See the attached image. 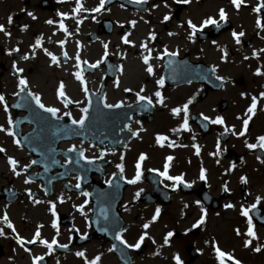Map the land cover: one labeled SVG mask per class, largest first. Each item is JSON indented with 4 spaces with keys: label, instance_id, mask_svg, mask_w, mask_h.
<instances>
[{
    "label": "flooded vegetation",
    "instance_id": "obj_1",
    "mask_svg": "<svg viewBox=\"0 0 264 264\" xmlns=\"http://www.w3.org/2000/svg\"><path fill=\"white\" fill-rule=\"evenodd\" d=\"M259 2L244 0L237 11L231 0H191L189 4H177L175 0H148L146 4L108 0L105 9L93 13L91 9L99 5V0H82L84 8L89 11L77 15L74 12L77 0H0V24L11 33V36L0 33V94L5 96L9 107L6 113L3 104H0V125L7 129L12 128L7 123L9 114L13 122L18 119L26 124V110L32 107L31 121L52 126L46 113L33 106V101H29L31 106L26 104L18 108L22 112L15 110L14 105L20 102V97L15 93L19 90L21 77L28 80L31 91L39 94L47 107L60 109L58 115L63 117L65 123L79 119L81 109L88 106V98L82 90L83 85L74 76L80 70L75 67V57L79 53L81 61L96 63L104 58V44L108 45L107 59L98 68L81 64L92 100L86 124L93 140L98 139L97 125H104L103 139L107 140L110 125L114 124L112 129H120L124 145L120 150H112L107 142L104 149H99L81 137L60 145L63 151L75 145L87 159L108 161L107 185V181H111L117 173L122 174L125 187L118 205L121 232L130 244H134L145 231L148 234L139 250L129 249L133 264H175L177 254L184 264H219L214 249L216 245L232 254L234 259L239 260L240 253H243L246 258L242 261L244 263L264 264V227L253 222L259 239L246 248L244 241L249 239L244 235L248 227L247 218L241 215L242 208L251 207L256 198L261 197L255 214L264 218V163L260 162L264 160V149L246 147V142L257 143V138L264 135V98L260 96L264 92V76L255 75L257 69L264 71V52H260L264 49V30L258 28L256 23L258 19L264 23V9L260 13L254 11ZM221 8L228 14V23L221 21L220 28L209 26L189 38L191 29L187 21L191 20L199 28L208 17L218 20ZM27 12H32L37 19H32ZM60 13L67 15L63 22L71 35L60 29ZM165 15L171 16L166 23L163 22ZM9 16L13 17L11 24L7 22ZM81 19L83 23L77 24ZM48 20L54 23H46ZM131 21H136L134 27ZM24 26H27L26 30ZM233 31L245 33L240 45L235 43ZM153 32L157 37L155 41L150 39ZM170 32L174 35H169ZM129 33L128 38L132 43L124 44L123 37ZM41 37L43 48L59 58V66L52 65L43 48L33 50L32 45ZM60 41H66L63 47ZM144 42L152 49L150 63L154 74H149L143 63V56L148 54L141 47ZM17 47L20 52L7 54ZM165 48L169 52L178 51L179 55L157 59L163 55ZM224 50L228 51L226 60ZM65 51L68 58L64 56ZM253 52L259 53L258 59ZM24 55L30 59L24 60ZM245 56L249 59H245ZM13 64L23 68V73H17ZM35 75H44L46 81L35 82ZM160 78L165 80L162 88L157 84ZM61 82L65 84L67 97L73 101L66 108L57 95ZM47 83L50 84L49 89ZM126 88L132 91L126 92ZM142 88L144 91L141 94L152 99L151 105L147 101H138L136 93ZM156 91L162 93L164 105L157 103ZM253 96L258 100L256 114L249 121L247 134L239 136L243 119L251 115H246V112ZM105 100L110 104L123 101L125 107L105 109ZM189 100H192L188 112L189 130L173 131L182 125L184 114L177 117L172 109L183 106ZM65 111L70 112L71 117L64 116ZM204 116L210 119L204 120ZM218 116L223 117V125L210 122ZM117 123H120V127L115 126ZM128 125L132 131L128 130ZM225 127L234 128L237 135H233L232 131L225 132ZM31 130L32 127L23 125L21 132L26 134ZM133 132H139V136L133 135ZM158 135L168 137L163 147L156 142ZM172 141L175 144L169 146ZM43 144L48 146L47 143ZM195 145L200 148L199 155H196ZM218 145L219 152L214 156L212 153H217ZM0 147L5 149V152H0V228L5 233L0 236V264H19V258L21 264H32L34 256H44L46 264H85L83 258L75 255L78 251H85L88 259L103 254L101 264H121L109 251L113 243L95 238L94 176L89 181L90 177L85 176L84 171L85 175L79 173L82 181L78 180L73 172L64 170L67 160L59 154L56 157L46 154L39 161L41 164L54 162L59 169L56 167L42 172L43 168L35 164L25 171V165L32 160L37 161L39 157H32L26 149L17 146L14 138L6 132H0ZM141 154L147 156L141 167V180L135 185L128 184L127 180L135 176V165ZM168 156L174 157L169 175H182L185 183L191 187L181 184L174 190L173 181L164 179L154 171L164 170ZM9 157L18 161L19 177L11 171ZM118 164L124 165L123 173L118 169ZM201 169L206 170V180L200 179ZM242 177H247V184L241 182ZM28 179L32 182L25 183ZM77 183L81 184L79 189L75 187ZM225 185L227 192L224 191ZM29 190L41 203L33 202L28 195ZM81 190L93 195L85 197L79 192ZM137 192H140L138 199L135 197ZM1 193H11L12 198L16 199L12 203L6 202L1 198ZM114 194L115 191H109L110 196ZM61 197L63 203L60 202ZM52 203L56 205L55 217L51 211ZM82 204H85L84 214L78 210ZM227 204L235 207L226 208ZM201 206L206 209L207 216L205 223L196 228L193 226L203 215ZM157 208L161 209V215L152 222ZM101 211L105 212L104 218H115L111 206H99V213ZM5 213L15 231L3 222ZM53 221L58 223L59 234L52 227ZM145 223H150L147 230L143 228ZM39 225H43L40 229L42 239L51 242L55 238L58 245L67 244L68 248L54 246L51 255H48V250L39 241L27 243L33 239ZM236 229L241 235L236 234ZM168 232L175 235L165 244ZM84 235L88 239H82ZM17 236L24 239L23 247ZM255 246H261L262 251L256 253ZM25 248L30 251H25ZM225 264L233 262L226 258Z\"/></svg>",
    "mask_w": 264,
    "mask_h": 264
},
{
    "label": "snow or ice",
    "instance_id": "obj_2",
    "mask_svg": "<svg viewBox=\"0 0 264 264\" xmlns=\"http://www.w3.org/2000/svg\"><path fill=\"white\" fill-rule=\"evenodd\" d=\"M62 2V0H61ZM130 3H136V4H146L148 3V0H129ZM175 2L177 4H189L191 3V0H175ZM106 3H108V0H99V5L93 9H91V11L93 13H99L101 12L103 9H105V5ZM244 3V0H231V4L234 5L235 9L237 11L240 10L242 4ZM167 6V5H165ZM155 7H159V5H155ZM264 9V0H260L259 2V5L256 6L254 8V11L256 13H260L261 10ZM89 11L88 9L84 8V5L82 3V0H77V7L74 8V12L79 15L80 13L82 12H87ZM27 15L32 17V19H37V17L32 13V12H27ZM62 19L59 23V27L60 29H62L66 34H69L71 35V33H69L68 31V28L67 26L65 25V23L63 22L65 18H67V15L64 14V13H60L59 14ZM219 19H215L213 17H208L206 19H204L202 21V25L198 28L197 24L193 23L191 20L187 21V24H188V27L191 29V32H190V36L189 38H193L197 35V32L198 31H203L205 28H208L209 26H215L216 28H220L221 27V21H223L224 23H228V14L227 12L225 11V9L221 8L219 10ZM87 17H85L86 19ZM93 19H95V17H93ZM171 19V16L169 15H165L163 17V22H167ZM8 24H11L13 22V17L12 16H9L8 17ZM46 23L48 24H53L54 22L52 20H48L46 21ZM83 23V19L81 20H78L77 21V24H82ZM257 27L264 30V23H261V21L258 19L257 20ZM131 24L133 25V27L135 26L136 24V21H131ZM27 29V26H24V30ZM78 30V29H77ZM0 33H4L6 36H11V33L8 32L5 28V26L3 24H0ZM131 35V33H129L128 35H125L123 37V43L124 44H131L132 42L129 40L128 36ZM169 35H174V33H169ZM232 36L235 40V43L237 45H240L242 43V40L241 38L243 36H245V33L243 31L237 33L235 31L232 32ZM150 39L152 41H155L157 39L156 37V34L153 32L151 35H150ZM66 43V41H60V45L61 47H63V45ZM213 43L215 44L216 42L213 41ZM134 46V45H133ZM141 47L143 49H145L147 51V55H144L143 56V63L147 66L146 67V71L149 73V74H154V68H153V65L150 63V60L152 58V49H150L148 47V44L147 42H144L142 43ZM32 48L33 50L37 49V48H43V37L39 38L36 40V42L32 45ZM104 49H105V52H104V58L97 61L96 63H92V64H89L87 61H81L80 60V56H79V53H77L75 59L77 61V64L75 65L76 68L80 69L79 71H76L74 73V76L75 78L80 81V83L83 85V92L84 94L86 95V97L88 98L87 100V103H88V106L87 107H83L81 109V112H82V115L79 119H71V124L72 125H77L79 128L83 129L85 126H86V122L89 120V110H90V107L92 105V100H91V96L89 95V89L87 87V84L85 82V79H84V76H83V69L81 68V64H87L89 68H98L100 66V64H102L104 62L105 59H107V56H108V45L107 44H104ZM43 51L45 53L46 56L50 57L51 59V63L52 65H55V66H59L60 65V60L59 58L54 55L53 53H51L50 51H48L47 48H43ZM13 52H20V48L17 47L15 49H12L11 51H9L7 54L8 55H12ZM260 52H264V49H261ZM179 55V52L176 51V52H169L167 48L164 49V52H163V55L157 57V59H161L163 60L164 56H178ZM64 56L66 58H68L67 56V52L65 51L64 52ZM227 56H228V51L227 50H224L223 51V57L224 59L226 60L227 59ZM253 56H255L257 59L259 58V53L257 52H253ZM24 60H28L30 59V57L28 55H24L22 57ZM245 59H249V57L245 56L244 57ZM171 65V61H169V66ZM13 67L15 68L16 72L17 73H23L24 69L23 68H19L17 67L15 64H13ZM213 72H215V68H213ZM255 75L257 76H264V71H261L260 69H257V71L255 72ZM217 79H222L221 77H217ZM191 82V81H189ZM157 84L162 88L165 84V80L164 78H160L159 80H157ZM29 82L26 78H23L21 77L18 81V91L15 93L16 96L20 97V102L16 103L14 105L15 108H23L26 106H31V104L29 103V101H34L36 107L38 109H41L43 110L44 113H49L52 117L56 118L57 120H60V119H63L62 116H59L58 113L60 112V109L59 108H56V107H47L43 102H42V97L31 91V89L29 88ZM117 87H119V83L117 82ZM126 92H131L132 89H129V88H126L125 89ZM144 91V89L142 88L140 90V92H137L136 93V96L138 98V101H147V103L149 105H151L153 103L152 99L150 97H146L144 95H142L141 93ZM25 94V95H21V94ZM57 95L58 97L61 99V102L64 104L65 108L73 103L72 100H70L67 95H66V92H65V84L63 82H61L59 84V88H58V92H57ZM155 96L158 98L157 99V103H159L160 105H164L165 101H164V97L162 95V93L160 91H156L155 92ZM260 96L262 98H264V92L260 93ZM79 103V102H77ZM192 103V100H189L187 103H185L183 106L181 107H176V108H173L172 109V113L173 115L179 117L181 116V113H183V117H182V120H183V123L182 125L180 126V128H177V129H173V131H181V130H189V119H188V112H189V105ZM0 104H3V108H4V111L7 113L9 112V107H8V104L6 102V98L4 95L0 94ZM257 106H258V100H257V97L256 96H253L251 98V104H250V107L247 108V112H246V115L248 114H251V115H248V118L247 119H243V129L242 131H240L238 133L239 136H245L248 132V129H249V121L251 120L252 116H254L256 114V111H257ZM125 107V104L123 101L119 102V103H115V104H110V103H107L106 100L103 102V108L105 109H121ZM129 107H131V105H129ZM64 116H68V117H71V113L70 112H67L65 111ZM210 118L207 117V116H204V120H209ZM212 124H216V125H223L225 122H224V119L223 117H217L216 119L214 120H211L210 121ZM7 123L9 125L12 126L11 129H7L5 128L4 126L0 125V132H6L8 136H11L14 138V143L19 146V147H22L21 145V140L20 139H15L16 137V133L14 131V128H15V124L13 122V119L11 117V115L9 114L8 116V121ZM139 123V122H138ZM128 130L129 131H132L131 129V126L128 125ZM143 130V129H141ZM225 132H229V131H232V134L233 135H237V133L235 132L234 128L233 129H229L227 127H225L224 129ZM133 135L135 136H139V132H133L132 133ZM223 135V133H222ZM194 138V137H193ZM168 140V137L167 136H164V135H158L156 137V142L157 144H159L161 147L164 146V142ZM172 144H175V141H172L169 146H172ZM195 150H196V155H199L200 154V148L198 145H195ZM246 147L248 149H257V148H260V149H264V135H261L257 138V143H247L246 142ZM76 151V147L75 145L69 149V152H75ZM0 152H5V149L0 147ZM219 152V145L217 146V153H212V155H217ZM80 156L83 158L84 157V153L83 151L80 152ZM103 157V154L101 155V158ZM121 159H123V157H121ZM147 159V156L145 154H141L139 156V159H138V162L136 163L135 165V168H136V173H135V176L134 178L132 179H129L127 180V183L128 184H131V185H135L137 184V182H139L141 180V177H142V171H141V167H142V164L143 162ZM257 159H260L259 157H257ZM174 160V157L173 156H168L166 158V163L164 164V170L163 171H159V170H154V171H157L158 172V175L163 177L164 179L168 180V181H173V189L176 190L179 188V186L181 184H185V186L187 187H191L190 184H186L185 181H184V177L182 175L180 176H172V175H169V168H170V165H171V162ZM261 163H264V160H260ZM8 163L10 164L11 166V171L17 176L19 177L21 175V172L20 171H17V167H18V161L14 158H11L9 157L8 158ZM37 163L36 160H32L30 164L28 165H25V171L27 170V168H30L32 165H35ZM68 163H72L71 159L68 160ZM88 163L91 164V163H94V161L92 160H88ZM217 163H219V161H217ZM118 169L120 170L121 173L124 172V165L123 164H118L117 165ZM232 168L234 169L235 168V165L232 166ZM78 180H82L83 177L82 176H79L77 177ZM200 179L201 180H206L207 179V175H206V170L205 169H201L200 171ZM32 181L30 179L28 180H25V183H31ZM241 182L244 183V184H247V177H242L241 178ZM107 183H109V185H111L112 181H107ZM75 187L77 189H79L81 187V184L80 183H77L75 185ZM141 191H143L141 189ZM224 191L227 192L228 191V187L227 185L224 186ZM83 196L85 197H88L91 195V193H88V192H82L81 193ZM28 195L32 198L33 202L35 204H39L41 203L40 200L36 199L35 196L31 193V191L29 190L28 192ZM135 197L138 199L140 197V192H137L135 194ZM261 197H257L256 198V202L253 203L251 205V207H244L241 209V215L245 218H247V232L244 234L246 235L247 237H249V239H246L244 241V246L247 248V247H251L253 245V241L254 240H258L259 237L256 233V231L254 230L255 229V225L253 223V217L250 215V212H252L253 210H256L258 208V206L261 204ZM60 202L63 203V198L61 197L60 198ZM87 203V202H85ZM197 204H200L199 201H197ZM84 207H85V204H82L80 205L79 207V211L81 212V214H84ZM127 208V206H125ZM187 207V205H186ZM226 208H234L235 205L233 204H227L225 205ZM51 211H52V215L55 217L57 215L56 213V205L55 203H52L51 204ZM201 212L203 213V215L201 216V218L199 219V221L193 226V227H196L198 228L200 225H203L205 223V217L207 216V211L206 209H204L202 206H201ZM161 215V209L160 208H157L155 210V214L153 215L152 217V222H155ZM105 219H107V216H105ZM3 222L7 224V227L9 229H12V231H15V227L14 225L11 223L7 213H5L3 215ZM151 223V222H150ZM150 223H145L143 225V228L145 230H147L149 227H150ZM90 226V225H89ZM52 227L56 229L57 231V234H59V226H58V223L56 221H53V224H52ZM43 228V225H39L36 232L34 233V237L32 240H29L27 241V243H31V244H35L37 243V241H39L42 245H44V247L48 250V255H51L52 251H53V248L54 246H59V247H62V248H65L67 249L68 248V245L67 244H62V245H58V241L54 238L51 242H49L48 240L46 239H42L41 238V231L40 229ZM103 231H107L108 229L107 228H104L102 229ZM78 231V230H77ZM124 231H127V229H124ZM236 234L239 236L241 235L239 229H236ZM5 233H4V230L3 228H0V236H4ZM147 231H145L142 235H140L139 239L134 243V244H130L128 243V241L124 238L123 236V233L122 232H117L116 235H115V239H117L122 245H124L126 248H129V249H136V250H139L142 245L144 244L145 242V239L147 237ZM175 234L173 232H168L167 233V236L165 237V240H164V243L167 244L169 239L172 238ZM82 239H88L87 235H84L81 237ZM17 240L20 244L21 247L24 246L25 244V241L24 239L22 238H19V236H17ZM153 243H155V241L153 240ZM115 248V245H113L112 248L109 249V251H113ZM214 249H215V253H216V257L219 261V264H225V259L227 258V260H230L233 262V264H242V262L238 259H234V257L232 256V254L230 253H226L224 251H222L220 249V247L218 245L214 246ZM25 251H30L29 249H26L25 248ZM254 251L256 253H260L262 251V248L261 246H255L254 247ZM75 255L77 257H81L84 259L85 261V264H101V260H102V255L103 254H100V255H96L93 259H88V257L86 256V253L85 251H78L75 253ZM45 259L44 256H34L33 257V260H32V264H41V262ZM175 264H184V262L182 261L181 257L177 254L175 257Z\"/></svg>",
    "mask_w": 264,
    "mask_h": 264
},
{
    "label": "rangeland",
    "instance_id": "obj_3",
    "mask_svg": "<svg viewBox=\"0 0 264 264\" xmlns=\"http://www.w3.org/2000/svg\"><path fill=\"white\" fill-rule=\"evenodd\" d=\"M34 80H35V82H37V83H40L41 81H44V82L46 81L44 75H42V76H41V75H35V76H34ZM46 85H47V89H49L50 84L47 83ZM16 258H18V256H16ZM20 259H21V258H19V261H18L19 264H21ZM25 262H27V260H26ZM5 264H10V263H5Z\"/></svg>",
    "mask_w": 264,
    "mask_h": 264
}]
</instances>
